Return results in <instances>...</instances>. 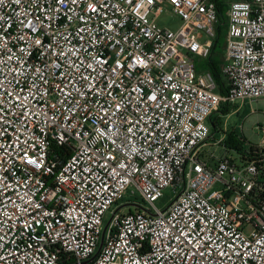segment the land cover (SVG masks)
I'll return each mask as SVG.
<instances>
[{
    "label": "built area",
    "instance_id": "1",
    "mask_svg": "<svg viewBox=\"0 0 264 264\" xmlns=\"http://www.w3.org/2000/svg\"><path fill=\"white\" fill-rule=\"evenodd\" d=\"M223 1L225 94L217 0H0V264H264V145L206 149L264 98V0Z\"/></svg>",
    "mask_w": 264,
    "mask_h": 264
},
{
    "label": "rangeland",
    "instance_id": "2",
    "mask_svg": "<svg viewBox=\"0 0 264 264\" xmlns=\"http://www.w3.org/2000/svg\"><path fill=\"white\" fill-rule=\"evenodd\" d=\"M159 24L177 29L182 24L179 16L171 12H165L159 19ZM204 59H197V62ZM212 121L217 122L220 132L217 133L216 139L211 138L208 140L206 147L208 152L214 153L218 157L229 156L236 161L240 160L239 151L233 148H227L224 143L216 144L215 141L224 135L225 139L229 133H233L235 137L242 141L241 149L248 151L251 146L259 144L264 145V98L256 100L237 101L229 104L227 113L222 111H215L212 115ZM173 189L166 190L164 197L156 201L157 207L165 208L171 201ZM126 202L132 203L130 206H123L120 211L135 212L139 206L144 205V200L140 196L137 188L130 187L122 200L117 205H123ZM116 207L111 208L104 217L103 229L112 217L113 211ZM102 229V230H103Z\"/></svg>",
    "mask_w": 264,
    "mask_h": 264
},
{
    "label": "trees",
    "instance_id": "3",
    "mask_svg": "<svg viewBox=\"0 0 264 264\" xmlns=\"http://www.w3.org/2000/svg\"><path fill=\"white\" fill-rule=\"evenodd\" d=\"M217 8L220 15V23L217 27V35L214 39L213 48H212V54L207 59H204V62H201L199 60L197 62V69L199 71L201 70H209L213 77L216 80L217 85L219 86V90L222 94H225L227 92L226 87V78L222 74L221 65L224 61V44H225V36L227 31V21H226V8L227 5L224 3L223 0H217ZM229 109L228 104H222L220 108L217 111H222L224 113H227ZM212 118V117H211ZM212 121V119H211ZM214 126H217V122L212 121ZM225 146L227 148H233L239 151L243 156H245V153L248 151L242 150L241 145L242 141L238 140L235 135L231 132L227 136L226 140L223 141ZM251 152H253V147L250 148Z\"/></svg>",
    "mask_w": 264,
    "mask_h": 264
},
{
    "label": "water",
    "instance_id": "4",
    "mask_svg": "<svg viewBox=\"0 0 264 264\" xmlns=\"http://www.w3.org/2000/svg\"><path fill=\"white\" fill-rule=\"evenodd\" d=\"M105 229H106V227H105ZM104 232H105V230H104Z\"/></svg>",
    "mask_w": 264,
    "mask_h": 264
}]
</instances>
